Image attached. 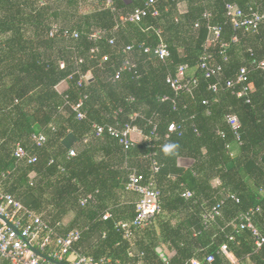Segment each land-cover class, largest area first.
<instances>
[{
	"label": "trees",
	"instance_id": "16d2710c",
	"mask_svg": "<svg viewBox=\"0 0 264 264\" xmlns=\"http://www.w3.org/2000/svg\"><path fill=\"white\" fill-rule=\"evenodd\" d=\"M153 1L0 0V191L58 235L79 232L73 248L99 264H233L224 245L237 264H264V243L257 248L251 230L237 223L252 211L264 236V71L257 68L264 21L255 31L234 29L226 16L227 4L246 16L264 14V0ZM137 9L146 16L126 20ZM210 27L221 29L218 38ZM160 40L169 51L164 62L144 53ZM206 57L220 68L208 79L199 68ZM125 62L135 67L123 69ZM180 65L196 80L191 93L166 84ZM241 69L245 83L208 90L234 81ZM84 74L90 78L79 85ZM62 82L68 87L60 93ZM79 102L81 120L71 109ZM228 115L239 121V139ZM170 124L178 130L169 133ZM126 125L141 133L128 149L95 134L94 126ZM38 134L46 138L40 147L32 140ZM17 145L26 157L14 156ZM179 159L192 164L181 167ZM133 173L159 192L160 212L125 238L118 224L135 218L140 200L128 188ZM218 204L220 215L206 222Z\"/></svg>",
	"mask_w": 264,
	"mask_h": 264
},
{
	"label": "built area",
	"instance_id": "2783aa9c",
	"mask_svg": "<svg viewBox=\"0 0 264 264\" xmlns=\"http://www.w3.org/2000/svg\"><path fill=\"white\" fill-rule=\"evenodd\" d=\"M153 0H149V4H153ZM147 12L142 9L135 10L126 20L132 23H139L143 17H145ZM226 16L231 20L234 29H246V30H257L258 26L264 21V14H259L253 12L250 16L244 15V13L234 4L226 5ZM122 20H125L122 18ZM197 27V25H196ZM56 27L54 26L50 36L54 34ZM221 29L219 27H210L209 33L215 39L218 38ZM157 35L160 32H156ZM76 37V35H74ZM93 38H97L94 35ZM110 44L112 42L110 41ZM127 51L130 48L126 49ZM96 50H92L95 52ZM144 53H152L160 61L164 62L169 57V51L167 46L162 40L159 44L151 50L150 48H144ZM209 58H203L199 64V68L204 72L205 78H211L216 76L220 71L219 67H213L208 63ZM107 58L103 57L102 61H106ZM135 65L125 62L123 69L131 70ZM257 68L264 71V61L257 64ZM189 68L187 65H180L176 73L166 78V84L172 89L173 92L179 93L185 91L191 93V87L195 85L196 80L188 79L187 74ZM119 73L116 74L115 78L118 79ZM89 78L88 74L80 75L79 85L86 82ZM247 81V71L241 69L237 78L232 81L229 80L222 85L212 84L209 86L208 90L212 93H217L221 89L232 90L236 85L245 83ZM248 87L240 89L236 95L237 97L243 96ZM207 102L204 101L203 105ZM82 103L71 105V109L76 113V118L81 120L84 118V113L80 111ZM226 122L228 126L235 132V136L239 139L237 130L239 128V121L234 115H228L226 117ZM96 130V136H100L103 133H107L110 137L118 140L124 149L132 147L136 140L133 135H140V131L131 125H126L123 128L116 127H102L94 126ZM178 130V126L175 124H170L168 127V132L172 133ZM143 140H147L145 137ZM33 142L36 146H42L46 138L42 134L34 135L32 137ZM70 156H74V151L69 152ZM14 156L17 159H22L26 157L25 150L17 145ZM147 157L151 158L152 155ZM29 163H35L36 157L28 159ZM153 170L157 171V163L152 160ZM143 178L140 174L133 173L129 177L128 188L138 193L140 200L136 205V216L131 222H120L118 227L123 232L125 238H130L132 233L137 229H143L149 226L155 215L160 212L159 206V192L153 188L151 183L143 184ZM189 197L190 194L185 195ZM231 199L238 201L233 196ZM220 205H216L212 210L204 216L206 222L213 221L215 217L220 215ZM253 212H247L242 214L237 219V223L240 230L249 229L252 232V236L255 239V244L257 248H260L264 243V236L261 235L251 223V214ZM0 217L6 219L13 227L8 226L0 218V258L9 262L10 264H99L95 262L91 257H87L78 251H76L73 246L79 240L80 234L75 231L67 236H60L51 229L48 224L42 219V217L35 212L24 207L20 202L16 201L10 194H5L0 191ZM108 215L104 216L106 220ZM232 240V238H230ZM37 249L43 257L36 255L31 248ZM221 252L227 257L230 255L227 252V247L224 245L221 247ZM214 257L208 255L206 257L207 263H212ZM190 264H201L197 260H192Z\"/></svg>",
	"mask_w": 264,
	"mask_h": 264
},
{
	"label": "crops",
	"instance_id": "0c3cea01",
	"mask_svg": "<svg viewBox=\"0 0 264 264\" xmlns=\"http://www.w3.org/2000/svg\"><path fill=\"white\" fill-rule=\"evenodd\" d=\"M188 74L190 75L191 72L189 71ZM89 78H90V75H89ZM67 87H68L67 83H66V82H62L61 84H59V85L57 86V90H58V92L63 93L64 91H66ZM140 140H141L140 137L137 136L136 142H140ZM178 164H179V166H181V167L188 168V167L191 166L192 161L189 160V159H179ZM158 252L162 253V255H163V256H166V257H168V256L171 255V254L169 253V251H168L165 247H161V248L158 250ZM228 258L230 259V261H231L233 264H237V262L235 261V259H234L232 256H229Z\"/></svg>",
	"mask_w": 264,
	"mask_h": 264
},
{
	"label": "water",
	"instance_id": "95a60500",
	"mask_svg": "<svg viewBox=\"0 0 264 264\" xmlns=\"http://www.w3.org/2000/svg\"><path fill=\"white\" fill-rule=\"evenodd\" d=\"M8 226H10L11 228L13 227L6 219H4V218H2V217H0ZM32 249V251L36 254V255H39V256H41V257H43V255H41L40 254V252L37 250V249H35V248H31ZM58 264H64V263H58Z\"/></svg>",
	"mask_w": 264,
	"mask_h": 264
}]
</instances>
